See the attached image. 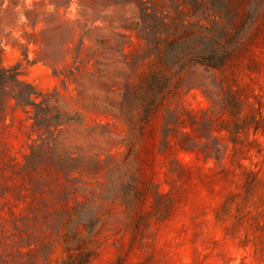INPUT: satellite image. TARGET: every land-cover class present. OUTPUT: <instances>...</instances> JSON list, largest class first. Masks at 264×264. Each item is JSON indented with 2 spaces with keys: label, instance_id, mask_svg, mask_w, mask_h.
<instances>
[{
  "label": "rangeland",
  "instance_id": "1",
  "mask_svg": "<svg viewBox=\"0 0 264 264\" xmlns=\"http://www.w3.org/2000/svg\"><path fill=\"white\" fill-rule=\"evenodd\" d=\"M0 53V264H264V0H0Z\"/></svg>",
  "mask_w": 264,
  "mask_h": 264
},
{
  "label": "trees",
  "instance_id": "2",
  "mask_svg": "<svg viewBox=\"0 0 264 264\" xmlns=\"http://www.w3.org/2000/svg\"><path fill=\"white\" fill-rule=\"evenodd\" d=\"M202 58V62L205 65H208L209 67L218 68L221 65L224 64L227 57L229 56V53H226L225 56L217 57V52L214 51H208L203 50L199 53ZM19 72L18 68H6L3 66L1 53H0V108L3 105L4 101L2 99L4 92L6 91V88L9 84H21L20 80L18 79ZM25 87L33 89L30 85L26 84ZM33 93H22V92H16L15 95H13V98L18 102L19 105L23 106H36V103L33 101L32 97Z\"/></svg>",
  "mask_w": 264,
  "mask_h": 264
}]
</instances>
